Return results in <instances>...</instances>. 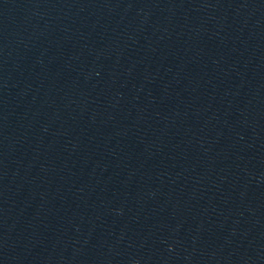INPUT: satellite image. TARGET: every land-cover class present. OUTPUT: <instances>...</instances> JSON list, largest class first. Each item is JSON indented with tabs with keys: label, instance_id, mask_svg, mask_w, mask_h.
<instances>
[{
	"label": "water",
	"instance_id": "obj_1",
	"mask_svg": "<svg viewBox=\"0 0 264 264\" xmlns=\"http://www.w3.org/2000/svg\"><path fill=\"white\" fill-rule=\"evenodd\" d=\"M0 264H264V0H0Z\"/></svg>",
	"mask_w": 264,
	"mask_h": 264
}]
</instances>
